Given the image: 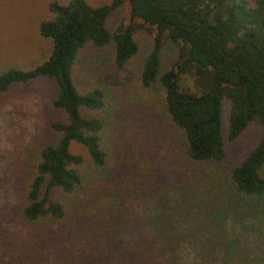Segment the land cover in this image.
Listing matches in <instances>:
<instances>
[{
  "label": "trees",
  "instance_id": "trees-1",
  "mask_svg": "<svg viewBox=\"0 0 264 264\" xmlns=\"http://www.w3.org/2000/svg\"><path fill=\"white\" fill-rule=\"evenodd\" d=\"M119 8L122 18L111 31L107 16ZM46 9L50 16L38 30L48 42V54L29 67L2 68L0 95L15 85L49 79L55 88L52 105L66 113L67 122L52 125L60 139L37 150L34 168L25 173L12 206L0 207V264H184L188 249L194 254L189 264H198V258L206 264H264V258L245 259L232 247L219 246L223 235L216 231L224 212L207 209L185 218L178 208L182 203L190 207L205 188L218 186L246 206L264 209V0H110L98 5L67 0L53 1ZM138 30L153 41L138 85L143 92L160 90L161 113L158 120L149 118L153 132L166 140L164 158L153 151L158 164L154 154L141 150L126 152L135 162L117 160L112 115L126 97L114 96L100 81L81 90L73 77L87 46L110 47L112 66L125 68L138 52ZM168 41L179 50L162 71L161 52ZM186 78H192V86ZM200 79L206 80L205 89L194 86ZM224 100L229 105L226 127ZM139 103L152 106L148 100ZM253 121L263 129L261 139L227 171L226 142ZM74 144L83 154L71 150ZM170 159L186 165L188 175L178 167L175 178L187 176L189 184L171 187L177 198L167 199L157 168ZM166 199L174 205L164 208ZM143 207L151 214L135 237L126 238L128 216Z\"/></svg>",
  "mask_w": 264,
  "mask_h": 264
},
{
  "label": "rangeland",
  "instance_id": "rangeland-1",
  "mask_svg": "<svg viewBox=\"0 0 264 264\" xmlns=\"http://www.w3.org/2000/svg\"><path fill=\"white\" fill-rule=\"evenodd\" d=\"M53 1L65 3L67 0H0V70L7 66L29 67L36 60H43L46 57L48 42L39 34L38 24L41 20L49 18L46 7ZM85 1L90 5H98L110 0ZM122 13L123 9L119 8L107 16L106 27L109 30L113 31L116 28L122 18ZM134 40L138 46V52L125 68L117 69L112 66L110 47L95 50L87 46L73 74L75 85L81 90L95 81H100L108 90L113 91L114 96L122 99L123 96L126 97L125 101H121V104L116 106L117 111L112 115L110 131L117 160L120 161L127 157L125 164L128 161L135 162L134 157L126 152L141 150L144 154L148 152L154 154L153 151H155L161 158L165 157L164 152H166L165 138L160 136L158 131L153 132L151 125L153 121L149 119L158 120L157 113H161L160 90L153 88L143 92L138 85V76L152 48L153 41L143 30L136 32ZM178 50L175 43L166 42L161 52L162 71L170 68L177 58ZM185 80L188 85H191L192 78ZM193 84L205 89L207 82L205 79H200ZM54 97L55 88L52 82L45 78H37L22 85H15L10 87L7 93L0 95L1 208L4 205L12 206L15 192L27 179L25 173H29L34 168L38 159L37 150L53 145L61 137L52 125L67 122V115L53 107ZM133 98L137 101H133ZM143 100H148L152 106L143 107L139 103ZM228 107V102L224 100L225 127L228 120ZM164 131L165 128L161 132ZM262 135V127L253 121L238 137L226 142L224 148L226 158L223 168L228 171L234 164L245 158ZM71 150L74 153L83 154L81 146L74 144ZM156 154L154 156L157 163ZM167 162L158 165L157 168L159 176H162L164 187L162 193L167 195V199L177 198L174 191H171L173 189L171 187L179 185L183 189L189 184L187 176L178 181L175 178L178 167L181 168V172L188 175L187 167L182 163H176L173 159ZM262 176L264 178V169ZM214 188H205L199 194V198L191 201L190 207L184 203L179 204L178 208L181 209L179 214L185 217L189 213L191 216L207 209L224 212L221 227L216 231L218 235H223L219 246L228 245L237 251L236 254L245 259H263L264 209L258 211L255 206H246L240 197L230 195L226 189H218V186ZM167 199L164 208L174 205L173 201L167 203ZM147 210L148 208L145 207L139 208L128 216V226L124 233L126 238H133L139 232L146 217L151 214L149 212L147 214ZM176 220L181 223L177 218ZM192 262H194V254L188 249L184 264ZM196 263L206 264L202 263L199 258Z\"/></svg>",
  "mask_w": 264,
  "mask_h": 264
}]
</instances>
